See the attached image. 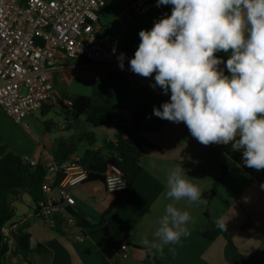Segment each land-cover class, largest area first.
I'll list each match as a JSON object with an SVG mask.
<instances>
[{"label":"crops","instance_id":"1","mask_svg":"<svg viewBox=\"0 0 264 264\" xmlns=\"http://www.w3.org/2000/svg\"><path fill=\"white\" fill-rule=\"evenodd\" d=\"M135 1L104 0L99 11L100 27L118 36L133 54L141 42L139 32L151 30L156 21L170 16L173 8L169 6L139 15L131 8ZM219 68L230 75L225 64H220ZM52 77L53 93L49 103L55 104L54 107L59 102H70L71 97L86 96L130 118L132 111L144 100L145 87L131 86L125 72L107 66L66 60ZM156 87L161 91L158 96L149 88L153 100L170 101L171 92L164 94L159 86ZM143 123L144 136L154 147L145 149L141 175L101 227L82 231V240L74 239V235L80 233L77 229L71 233L50 229L37 216L35 202L24 191L12 197L15 211L12 223L17 229L28 226L32 250L39 245L46 248L43 253L31 252L27 256L29 264H230L225 258L227 240L224 237L208 241L199 234L208 221L206 211L214 222L223 219L228 237L238 251L248 257L243 264H264V241L261 239L264 234V169L245 166L242 150L233 151L230 144L202 145L184 122L161 119L153 110ZM18 125L29 132L26 125ZM64 129L71 130L66 126ZM109 131L103 133L105 140H113L117 132L114 130L110 135ZM29 138L32 141L19 142L8 137L1 140L0 145H7L20 157L29 155L41 165L54 159L52 147L47 150L34 136ZM177 165L202 192L206 203L190 204L187 198L175 202L166 196L167 176ZM223 168L227 172L217 194L209 201L213 184L222 175ZM72 194L77 202L75 212L90 221H99L115 200V195L108 193L101 182H86L74 188ZM169 203L189 212V235L181 237L175 245H165L160 251L151 247V243L156 239L154 233ZM145 240L149 245L143 243ZM119 250H126L128 257L118 255ZM6 263L28 264L22 256L13 254H8Z\"/></svg>","mask_w":264,"mask_h":264},{"label":"clouds","instance_id":"2","mask_svg":"<svg viewBox=\"0 0 264 264\" xmlns=\"http://www.w3.org/2000/svg\"><path fill=\"white\" fill-rule=\"evenodd\" d=\"M169 4L170 16L139 32L141 42L129 62L144 78L155 73L153 88L171 92L170 101L153 114L184 122L202 145L230 144L233 151L242 150L245 166L264 169V0H157V7ZM218 51L231 53L225 64L230 75L219 68L224 61ZM186 177L181 166L172 168L166 196L206 203ZM190 220L188 211L167 204L151 247L163 251L179 243L189 235ZM215 225L226 229L222 218Z\"/></svg>","mask_w":264,"mask_h":264},{"label":"built area","instance_id":"3","mask_svg":"<svg viewBox=\"0 0 264 264\" xmlns=\"http://www.w3.org/2000/svg\"><path fill=\"white\" fill-rule=\"evenodd\" d=\"M104 4V0H0V108L17 124L51 101L53 73L66 60H85L125 72L131 86L148 87L154 95L161 94L159 88L151 86L155 84L154 73L144 78L132 72L129 62L134 54L118 36L100 27L99 11ZM169 6L157 7V0H136L131 8L143 15ZM121 53L123 68L118 59ZM22 160L33 167L39 164L28 156ZM44 167L43 198L36 204L37 216L54 231L71 233L77 229L80 233L74 239L82 240V229L72 213L77 206L72 190L89 179L82 157L75 155L61 162L50 159ZM104 186L110 194L126 190L122 171L109 167ZM16 229L9 223L1 230L8 254L15 249ZM117 254L128 257L126 250Z\"/></svg>","mask_w":264,"mask_h":264},{"label":"trees","instance_id":"4","mask_svg":"<svg viewBox=\"0 0 264 264\" xmlns=\"http://www.w3.org/2000/svg\"><path fill=\"white\" fill-rule=\"evenodd\" d=\"M229 53L218 51L215 55L221 58L226 64L230 56ZM82 63H90L85 60H78ZM91 64V63H90ZM148 87L144 88V100L132 111L131 117L126 118L119 111L112 108L101 106L91 97L76 96L69 98L72 103L70 106L59 102L57 105L62 113L72 123H79L82 120L87 126L92 128H103L113 125L117 127V132L113 140H104V145L100 148H89L82 156V165L89 171L87 182H101L104 184L105 175L111 166L119 168L127 182V188L124 191L113 193L115 200L111 207L104 213L99 221L87 220L82 214L72 212L78 226L84 230L101 227L105 223V218L115 209L128 195L135 181L141 175L143 168L141 161L145 149L154 147L144 136V120L150 115L154 108H158L165 100L155 101L152 98ZM49 105H44L40 110L43 115L49 112ZM53 123L45 122L47 131L51 130ZM72 129V128H71ZM86 142L88 146L93 147L97 142V136L94 131L83 132L76 141L69 145L60 143L53 152V158L57 162L69 159L77 150V143ZM227 169L223 168L222 175L214 182L210 192L209 201H212L218 192L219 186ZM46 174L44 165L30 166L25 164L22 157L12 152L7 145H0V264H7L8 247L4 243L2 227L12 223L15 218V211L12 203L9 205L8 198L14 190L24 191L37 204L43 198L41 185ZM207 224L199 230V234L208 241H214L219 237L227 240L225 246V258L230 264H243L248 257L242 255L227 233L218 229L215 222L209 217L208 211L205 212ZM57 233H62L58 231ZM15 240V249L12 254L20 255L29 264L27 256L35 251L43 253L46 248L38 246L32 250L30 246L31 235L28 232V226H21L13 233ZM264 241V234L261 237Z\"/></svg>","mask_w":264,"mask_h":264},{"label":"rangeland","instance_id":"5","mask_svg":"<svg viewBox=\"0 0 264 264\" xmlns=\"http://www.w3.org/2000/svg\"><path fill=\"white\" fill-rule=\"evenodd\" d=\"M48 105L51 107H49V112L47 114L43 115L41 110H37L22 120L21 124L26 125L29 128V132H26L0 108V141H3L8 137H13V139H16L19 142L24 140L29 142L32 141L29 138L32 135L37 141H39L40 145L46 147L47 150L52 147L51 153L53 154L54 150L60 143H66L69 145L71 142L76 141L78 136L83 132L94 131L97 136L96 144L93 147H90L86 142L77 143V150L72 156L78 155L82 157L87 149L100 148L104 145L105 135L103 133L107 132L108 127L95 129L87 126L82 120H80L79 123H72V127H66L67 129L72 128L71 130H66L64 129V126H68L71 121L64 113H62L59 106L54 107L55 104L51 103H48ZM45 122L53 123L51 130L47 131ZM108 133L112 135L114 134V130H111ZM26 156L31 157L29 155Z\"/></svg>","mask_w":264,"mask_h":264},{"label":"water","instance_id":"6","mask_svg":"<svg viewBox=\"0 0 264 264\" xmlns=\"http://www.w3.org/2000/svg\"><path fill=\"white\" fill-rule=\"evenodd\" d=\"M110 129H114L115 132L117 131V127H115V126H113V125L108 126V131H109ZM17 194H18V190H14V191L11 193V195H10L9 198H8V203H9V205L11 204L12 197H13V196H16Z\"/></svg>","mask_w":264,"mask_h":264}]
</instances>
